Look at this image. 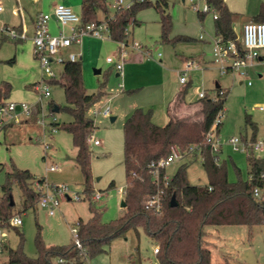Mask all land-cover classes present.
Masks as SVG:
<instances>
[{"label":"rangeland","instance_id":"1","mask_svg":"<svg viewBox=\"0 0 264 264\" xmlns=\"http://www.w3.org/2000/svg\"><path fill=\"white\" fill-rule=\"evenodd\" d=\"M115 1L106 0L108 17H113L116 13ZM131 2L132 0H125L124 5H130ZM263 2L264 0H228V7L238 9L240 12H235L241 14L240 20L243 18V21H246L258 15ZM58 4L69 6L78 14L82 12V0H0V30L4 23L20 22L22 16L31 24V19L35 16L41 13L51 14L54 6ZM197 10H206L204 0H169L168 13L173 23L169 37L171 42L161 40L159 13L154 8L141 11L136 17L137 23H131L127 29L130 46L127 48L128 55H124L120 49L121 45L107 35L103 40L85 37L82 41V73L88 94L97 93L105 84L104 97L88 114L96 125L93 137L101 142L100 146L89 143L94 193L101 196L98 201L93 200L92 196L89 200L93 201L100 211L102 224L118 221L127 213L126 203L125 207L122 206L127 185L123 131L126 119L136 109H142L151 113L155 124L165 126L166 105L169 100L165 97L164 82L172 93L184 87L179 78L185 70L186 62L190 60L199 61L200 69L188 72L191 87L186 98L192 102L197 101L198 93L218 91L216 86L225 92L226 103L218 135L221 148L219 161L226 165L231 182L239 178L245 181L249 179V154L234 152L227 143L233 137L246 139L248 144L264 141V111L259 110L264 107V65L250 68L249 80L237 77L234 79L231 73L221 75L218 67L212 62L214 13H207L201 22ZM99 18L106 20L101 12ZM235 29L236 33L242 36V26L237 25ZM53 32L56 33L55 30ZM28 36L29 38L23 41L8 39L0 47V87L6 83L13 87L7 105L15 103L33 107L39 101V93L34 85L41 82L44 76L34 58L31 34ZM182 38L193 40L187 42ZM134 43L143 46V50H133L131 47ZM147 50L149 54L146 53ZM137 55L139 59L131 60ZM108 58L114 63L123 58L122 78L117 76L115 64L107 62ZM13 59L15 62L9 63ZM200 59H204V62ZM53 70L60 79L64 65H54ZM96 71L100 73L96 74ZM45 79L50 82L48 78ZM49 87L51 97L42 100L40 114L26 117L7 109L3 113L0 112V197L3 196L2 187L13 165L21 170H28L38 180H43L48 187V193H52L56 186H67L71 196L83 195L85 179L75 162L76 149L72 136L60 130L53 133L50 125L54 118L59 124L71 119L64 112L55 114L50 109L51 103L60 108L67 105L65 92L59 85L49 83ZM107 107L111 110L109 116L93 114V110H103ZM111 118L115 120L111 121ZM46 143L51 144L48 149ZM254 156L263 158L264 151L255 152ZM183 162L184 160H178L169 166L167 175L172 178ZM52 165H57L59 170L50 171ZM187 176L193 185L204 186L208 183L201 160L190 165ZM112 183L115 187L110 189ZM34 187H37L36 183ZM12 199L14 212L21 217L22 225L4 229L3 241L6 248L0 255V264L7 263L6 256L10 249L22 248L27 256L36 258L38 237H41L47 246L69 245L73 242L72 230L77 228L78 220L88 222L92 218L87 199L62 200L54 215H50L40 206L25 211L23 195L16 185L12 189ZM204 230L205 242L212 252L211 264H264V225L252 228L206 226ZM155 248V243L139 228L138 235L131 231L116 239L106 254L89 260L87 264H158Z\"/></svg>","mask_w":264,"mask_h":264},{"label":"trees","instance_id":"2","mask_svg":"<svg viewBox=\"0 0 264 264\" xmlns=\"http://www.w3.org/2000/svg\"><path fill=\"white\" fill-rule=\"evenodd\" d=\"M209 7L208 12H197L201 22L206 14L213 12L214 31L216 37L226 41L236 40V24L241 14L232 12L225 0H204ZM82 16L84 23L101 22L99 12L108 20L110 38L115 43L128 42L127 29L131 23H136L137 15L146 9L154 8L160 15L161 40H169L172 32V17L168 13L169 0H132L126 10L116 11L109 19L106 0H82ZM253 22H264V2ZM16 29V28H15ZM5 28L0 31V47L9 38ZM17 30V29H16ZM190 42L192 38H182ZM15 60H10L13 64ZM64 89L66 106L60 108L53 103L50 109L70 116V121L63 124L52 123L58 130L72 136L73 146L77 150L75 162L84 174V191L90 203L92 218L85 222H77L78 238L81 248L74 242L69 245L47 246L41 237L36 240L37 257L31 258L23 249H10L6 264H87L89 260L104 255L112 243L119 238L138 229L159 247L158 264H211L212 252L205 242L206 226H247L249 228L264 225V158H258L248 153L247 165L249 179L239 178L231 182L228 178L226 165L219 164V153H215L208 133L212 130L221 111L224 110L226 97L217 96L213 100L209 95L190 105H195V111L190 115H169L165 126L161 127L152 120L150 112L136 109L125 121L124 131V167L126 172V215L110 224L101 223V213L89 197L94 194L93 177L91 174L90 138L96 130L94 120L89 111L104 97L103 84L95 94H88L83 80L82 62L67 63L62 76L50 81ZM35 84L34 86H36ZM191 85H184L176 103L186 104V96ZM216 89H219L216 86ZM13 87L6 83L0 87V109L7 105ZM40 113L39 106L32 110V116ZM56 114V113H55ZM250 122V120H247ZM220 125L216 128L219 135ZM256 126H254L255 128ZM255 138V134L253 135ZM247 144V140L243 139ZM176 147L182 153L181 164L176 174L167 186L162 181L166 173L160 174V182L153 179L151 165L166 159ZM192 148V150H191ZM180 160V161H181ZM201 160L208 183L204 186L190 183L187 170L191 164ZM238 171V170H237ZM35 183L44 185L30 171L21 170L15 165L7 174L0 197V226L17 228L10 221L18 216L14 212L12 199L13 186H17L24 198V210H33L38 206L42 191L35 188ZM112 183L110 189L114 188ZM261 190V197H254V189ZM162 190L161 209H147V201ZM176 196V207H171V199ZM85 199V200H86ZM84 251V252H83Z\"/></svg>","mask_w":264,"mask_h":264},{"label":"built area","instance_id":"3","mask_svg":"<svg viewBox=\"0 0 264 264\" xmlns=\"http://www.w3.org/2000/svg\"><path fill=\"white\" fill-rule=\"evenodd\" d=\"M31 2H38L39 0H28ZM142 1V0H139ZM125 0H116L115 8L116 11L126 10L130 5L125 6ZM1 10V8H0ZM199 10H197L198 12ZM209 7L206 5V10L203 12H208ZM200 12V11H199ZM113 17H110L111 19ZM214 18L217 16L214 14ZM55 22L56 28L59 30L57 34L52 32L51 23ZM110 27L108 20H103L101 22L94 23H84L82 16L76 13L71 7L64 4L56 5L51 14H39L35 19V31L31 37L33 43V53L34 58L38 62L41 71L43 73V79L39 82L35 89L39 93V101L33 107H30L27 104H15L10 103L5 107L0 109V112H4L6 109L9 112L24 114L26 117L32 116V110L34 107L39 106L40 112H42V100L45 98L51 97L49 81H46L45 77L50 81L58 80L56 72L53 70V66L57 65H66L67 63H75L81 61V44L85 37H94L98 39H105L106 35L110 37ZM7 35L10 39L16 41H23L29 38L26 30L18 32L13 29L7 31ZM202 40L203 37L201 36ZM213 44V60L212 62L218 67L221 75L225 76L231 73L234 77L240 79H250L248 70L254 68L256 65H264V22H253L250 21L244 24L242 28V36L237 34L236 40L226 41L222 37H216L212 40ZM122 53L128 55L127 48L129 42L120 43ZM133 50L142 51L143 46L139 43H134L131 47ZM148 51V50H147ZM146 53L149 54V51ZM161 56V54H159ZM108 63L113 64L111 58L107 59ZM123 58L121 61L115 64V69L117 72L123 70ZM200 69V64L197 61H187L185 65V70L181 73L179 82L181 85H186L189 83L188 72L191 70ZM251 84V82H249ZM208 94L206 91H201L198 93V98L203 99L207 97ZM217 96L224 97L225 92L219 88V90L212 96L213 100H217ZM259 110L264 111V107H260ZM224 111V110H223ZM223 111L217 117L215 124L212 130L208 133V138L212 143V148L215 153L221 152V148L218 144V136L216 134V128L218 125L222 124ZM111 110L109 107L105 109H95L93 114L109 116ZM40 114V113H39ZM55 115V114H54ZM52 115V116H54ZM52 123H58L55 122ZM43 123V121L41 122ZM51 123V124H52ZM50 124V125H51ZM1 125V123H0ZM52 126V125H51ZM58 128L52 126V132L57 133ZM89 143H93L95 146H100L101 142L95 139L93 136L90 138ZM234 152H245V153H255L264 151V141L254 142L252 144H247L243 138L233 137L228 140L227 143ZM46 148L48 149L51 144L46 143ZM192 150V148H191ZM183 157L182 153L178 148L173 147L171 154L163 160H160L157 163H153L151 168L153 169V179L156 183L160 182V174L162 171L167 170L174 162L181 160ZM262 158V157H258ZM220 164V162H219ZM50 171L56 172L59 170L57 165H52ZM264 178V173L261 175ZM165 186L171 181V178L165 174L162 178ZM37 189L42 191L41 197L38 202V206L42 209H45L49 212L50 215H54L58 209L61 201L68 200L72 201L73 199L77 201H82L86 199V196L75 194L71 196L70 189L67 186H56L52 193H48L47 185L44 182L43 186H39L37 183ZM45 189V190H44ZM254 197H261V190L259 188L254 189ZM101 198L100 194L94 193L92 199L98 201ZM161 199H162V190H159L157 194L151 197L147 201V209H161ZM10 224L14 227H20L22 225V219L20 216L14 217ZM4 229L0 226V255L4 253L6 246H4ZM72 233L74 235V242L78 248H81V242L78 238L77 228H73ZM159 247L156 246L154 253H158ZM84 252V251H83Z\"/></svg>","mask_w":264,"mask_h":264},{"label":"crops","instance_id":"4","mask_svg":"<svg viewBox=\"0 0 264 264\" xmlns=\"http://www.w3.org/2000/svg\"><path fill=\"white\" fill-rule=\"evenodd\" d=\"M19 1H23V0H18V2ZM24 1H28V0H24ZM29 2V1H28ZM225 2H227V6L229 5V3H228V0H225ZM262 4V3H261ZM55 7V6H54ZM229 9L232 11V12H234V13H237V12H235V11H238V12H240L238 9H236V8H232V7H230L229 6ZM259 10H260V8H259ZM237 14H239V13H237ZM21 16V15H20ZM36 17L37 16H35V18H33V19H31V24L28 22V20L27 19H25L24 18V16H22L21 17V21L19 22H15V23H11V24H8V23H4V26H3V28L0 30V31H2L3 29H5V28H8V29H13V30H16V31H18V32H22L23 30H26L27 31V33H28V35L29 34H31V37L33 36V34H34V31H35V19H36ZM253 20V18L251 19V20H246V21H243V18H242V20H240L237 24H236V26L237 25H241L242 26V28H243V26H244V24H246V23H248V22H250V21H252ZM136 23H137V20H136ZM135 24V23H134ZM236 26H235V28H236ZM16 28V29H15ZM51 28H52V32L55 30L56 31V33L55 34H57L58 32H59V30L56 28V25H55V22H52L51 23ZM235 31H236V29H235ZM54 33V32H53ZM135 59H139V55H137V56H133L132 58H131V60H135ZM196 60V59H195ZM200 61L202 62H204V59H200ZM199 62V61H198ZM200 64V63H199ZM255 68V67H254ZM124 69V68H123ZM118 74H117V76L118 77H120V78H122L123 77V70L121 71V72H117ZM129 77V75L127 74V76H126V78H128ZM233 78L235 79L236 77H234L233 76ZM165 84V85H164ZM164 86H165V90H164V92H165V97H166V99H168L169 101H168V103H167V105H166V111H167V120H166V123L168 122V120H169V113L170 114H172V115H177V116H185V115H190V114H192L194 111H195V105H190V103H192V101H189L187 98H186V104H184V103H176L177 101V98H178V95H179V93L181 92V90H182V88L183 87H180L176 92H174V93H172V92H170V88H168V85H167V83H165L164 82ZM122 85V83H120L119 84V86H121ZM207 92V91H206ZM217 91L216 90H213V91H209V92H207V94L210 96V97H212V96H214V93H216ZM187 97V96H186ZM195 102V101H194ZM99 109H101V108H99ZM129 118V117H128ZM127 118V119H128ZM112 119V118H111ZM126 119V120H127ZM114 120H115V118H114ZM12 125V124H11ZM76 152H77V150H76ZM75 155H76V153H75ZM264 158V157H263ZM8 256H9V254L6 256V260H8Z\"/></svg>","mask_w":264,"mask_h":264},{"label":"water","instance_id":"5","mask_svg":"<svg viewBox=\"0 0 264 264\" xmlns=\"http://www.w3.org/2000/svg\"><path fill=\"white\" fill-rule=\"evenodd\" d=\"M99 73H100V71H96V74H99ZM58 111H59V108L56 107V108L54 109V113H58ZM111 121H114V118H112ZM122 206L125 207V202H123ZM176 206H177L176 196L174 195V196L172 197V199H171V207H176Z\"/></svg>","mask_w":264,"mask_h":264}]
</instances>
